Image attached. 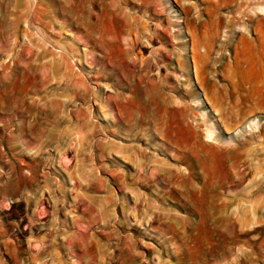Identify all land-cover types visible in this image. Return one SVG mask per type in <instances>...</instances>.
<instances>
[{"label":"rangeland","instance_id":"374dc122","mask_svg":"<svg viewBox=\"0 0 264 264\" xmlns=\"http://www.w3.org/2000/svg\"><path fill=\"white\" fill-rule=\"evenodd\" d=\"M63 1L0 0V264H264V0Z\"/></svg>","mask_w":264,"mask_h":264},{"label":"bare ground","instance_id":"6f19581e","mask_svg":"<svg viewBox=\"0 0 264 264\" xmlns=\"http://www.w3.org/2000/svg\"><path fill=\"white\" fill-rule=\"evenodd\" d=\"M252 1V0H251ZM256 1V0H255ZM261 1V0H260ZM64 3H69L68 2V0H64L63 1ZM71 2H73L72 0H71ZM77 2V6L81 9L82 7V5H81V3L83 2L82 0H77L76 1ZM73 4V3H72ZM258 5H260V4H258ZM257 5V6H258ZM247 6V5H246ZM253 6V5H252ZM70 7V6H69ZM245 7V6H244ZM244 9V8H243ZM259 9V11L258 12H264V5L263 6H260V7H256L255 8V10H258ZM77 10V9H76ZM251 12H253L252 10H251ZM261 18H263L264 19V16H261ZM248 24V23H247ZM248 28V27H247ZM249 29V28H248ZM199 57H200V59H199ZM199 57H194L193 58V66H194V70H195V77H196V79L197 80H199V77H201V78H203L202 76H201V74H202V65L204 64V54H201V55H199ZM144 77V76H143ZM200 78V79H201ZM17 82H18V79L16 80ZM202 81V80H201ZM247 84H249V87L247 88V91H246V96H245V99H246V101L247 102H250V100L251 99H253V97H252V95H251V92H252V89H253V86H254V84H255V82H252L251 80H248L247 81ZM4 85L6 86V87H9L10 86V82H5L4 83ZM12 85V84H11ZM255 87H256V85H255ZM9 91V90H8ZM10 97H13V101L12 102H7V104L9 103V106L10 105H12L15 101H16V99L18 100V99H22V97H21V95H20V93H13V92H11V91H9V92H7V94H6V98H7V100L9 101V98ZM202 119V118H201ZM255 119H257V118H255ZM254 121H256V120H254ZM254 124V123H253ZM255 124H256V122H255ZM209 132H211V131H209ZM209 132H208V134H207V136H208V138L210 137V136H212V132H211V134H209ZM224 146V145H223ZM226 146V145H225ZM216 147V146H215ZM228 147V146H227ZM219 150H218V149ZM217 148H214V147H212V150H214L215 152H218V153H225L226 151H228L227 149H226V151L225 150H222V149H220L218 146H217ZM122 156H123V158L124 159H126L127 161H130V162H132V163H139L138 161H140L139 159V155H137L136 154V151H132V149L131 150H128V149H124L123 151H121V153H120ZM23 163V162H22ZM156 163V162H155ZM158 163H159V161H158ZM157 164V163H156ZM141 165V164H140ZM158 165H161V164H158ZM162 166V165H161ZM154 167V166H153ZM163 167V166H162ZM155 168V167H154ZM162 169V168H161ZM211 170H213V169H211ZM184 176H186V175H181L180 174V180L182 181V183L183 182H186V179L184 178ZM187 177V176H186ZM183 187V189H184V193H183V195H184V197L186 198V199H189V198H191V200H193V201H191L192 202V204L193 205H196L197 206V199H195L194 198V195H195V193H196V191H195V189L194 188H192V187H188V186H186V185H183L182 186ZM209 190V189H208ZM207 191V190H206ZM201 203L203 204V206H204V208H205V210L203 209V208H201V209H199V212H200V215L202 216V217H204V218H209L210 217V213H212V215H215V211L216 212H218V214H217V217L218 216H220L221 218H225V217H228V215H226L225 213L223 214L222 212H220L219 210H215V209H213V208H211L212 207V204L209 202H206V201H202L201 200ZM243 206V208L241 209V210H238L237 212H235V219L236 220H242L243 219V217L244 216H246L247 217V212L248 211H246L245 210V207L244 206H246L245 204H242ZM254 206H257L256 204H253ZM209 209H211V210H209ZM253 210V209H252ZM212 211V212H211ZM253 213H254V210L252 211ZM252 216H253V214H252ZM255 216V215H254ZM253 216V217H254ZM256 217V216H255ZM258 217V216H257Z\"/></svg>","mask_w":264,"mask_h":264}]
</instances>
